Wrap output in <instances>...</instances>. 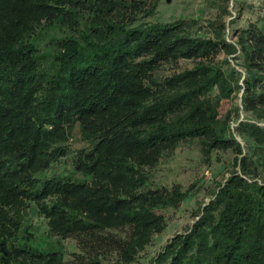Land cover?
<instances>
[{"label": "trees", "instance_id": "obj_1", "mask_svg": "<svg viewBox=\"0 0 264 264\" xmlns=\"http://www.w3.org/2000/svg\"><path fill=\"white\" fill-rule=\"evenodd\" d=\"M158 1L0 0V264H66L59 240L117 229L132 264L193 193L152 175L188 141L233 169L150 264H264V6L207 0L202 36L148 21Z\"/></svg>", "mask_w": 264, "mask_h": 264}, {"label": "rangeland", "instance_id": "obj_2", "mask_svg": "<svg viewBox=\"0 0 264 264\" xmlns=\"http://www.w3.org/2000/svg\"><path fill=\"white\" fill-rule=\"evenodd\" d=\"M247 4L254 7L264 6V0H244ZM231 16L226 17L228 22L234 16V7L232 1L228 8ZM259 13L262 10H255ZM214 8L211 7L207 0H159L156 14L148 18V21H172L178 18L196 19V24L192 28V32L197 35H211V27L209 22L214 16ZM256 13H244L240 23L246 21L250 17H254ZM231 64L233 63L230 60ZM190 63V62H189ZM185 64L184 66H186ZM234 104L240 105L239 98L233 100ZM244 113H241L242 120ZM264 124V123H263ZM236 124H233V128ZM238 141L244 145L239 136L236 135ZM69 156V155H68ZM72 157V156H71ZM68 158L61 162L67 166L72 163V159ZM233 154L231 151L213 152V160L206 163L202 160L199 151V145L196 141L182 142L178 148L169 155H165L158 167L152 171L153 178L158 184H172L179 182L184 187L195 184L193 193L190 198L183 201L178 208L164 209V215L167 218V225L162 233L155 234L152 241L138 254L137 259L132 264H150L156 254L162 249L166 241L176 232L186 230L195 219V212L198 205H204L211 197L212 191L218 182H222L227 178L233 169ZM34 207V206H33ZM30 206L27 214H24L25 220L29 224H37L39 232L42 235L47 231V221L41 215L35 213V209ZM44 232V236H45ZM127 229H117L104 233H82L71 235L63 240L64 259L66 264H122L117 262V251L119 243L128 237ZM55 236L53 239L58 240Z\"/></svg>", "mask_w": 264, "mask_h": 264}, {"label": "water", "instance_id": "obj_3", "mask_svg": "<svg viewBox=\"0 0 264 264\" xmlns=\"http://www.w3.org/2000/svg\"><path fill=\"white\" fill-rule=\"evenodd\" d=\"M168 1V0H167Z\"/></svg>", "mask_w": 264, "mask_h": 264}]
</instances>
